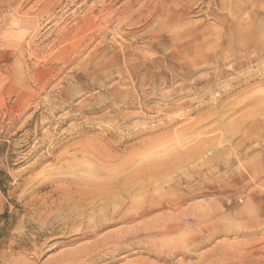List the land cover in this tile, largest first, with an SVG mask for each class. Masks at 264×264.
<instances>
[{
	"label": "rangeland",
	"instance_id": "rangeland-1",
	"mask_svg": "<svg viewBox=\"0 0 264 264\" xmlns=\"http://www.w3.org/2000/svg\"><path fill=\"white\" fill-rule=\"evenodd\" d=\"M167 1L0 0V264L116 233L127 250L98 264H264V0H211L163 29ZM84 169L178 208L50 251L39 230L81 227L59 223Z\"/></svg>",
	"mask_w": 264,
	"mask_h": 264
},
{
	"label": "bare ground",
	"instance_id": "bare-ground-1",
	"mask_svg": "<svg viewBox=\"0 0 264 264\" xmlns=\"http://www.w3.org/2000/svg\"><path fill=\"white\" fill-rule=\"evenodd\" d=\"M161 1L163 2V0H160V2ZM230 1H231L230 3H232V0H230ZM240 1H243V0H240ZM256 1L257 0H254V2H256ZM165 2H163L164 5L166 4ZM167 2H169V4L173 7V9L171 11L167 10L168 11L167 13L164 11L165 14L162 13L163 14L162 20L164 23L163 29L165 27L170 26V25H174L178 20H181L182 16L186 12L188 13L189 10L191 11L193 8H197L199 6L201 7V5H202V7L205 6L208 9L211 7V4H212L211 0H184V2H183L184 5H182L183 7L179 8L177 5H179L178 3L181 2V0H168ZM243 3H241L240 5H245ZM167 6H168V4H167ZM164 7H162V8L164 9ZM202 7L200 8V11H201ZM154 8L157 9L158 7L154 6ZM258 8L260 11H264L263 5L262 6L260 5ZM243 10L246 11V6L245 7L242 6L240 8V10H239L241 12L240 14L243 13L242 12ZM202 11H204V10H202ZM161 12H163V11H161ZM241 21H242L241 19H238L236 21V23H237L236 25L239 26L240 23H242ZM250 22H252V20H250ZM180 34H175V36L179 37ZM195 41L197 44L200 45V43H198V41L196 39H195ZM91 170L92 169L80 170V171H83L85 173L81 177L79 175L77 178L78 182H80V185H81L80 188L77 187L78 190H76V191L73 190L74 193H72L73 191H71L70 193H72V195L70 193H68L69 195H71V197H70L71 201L68 198L67 199L70 202L74 203L73 208L76 207V214L71 215V216L68 214L67 216L64 217V219L62 218L63 220L59 223V225L61 226V229H62V228H66L67 225L68 226L74 225L77 222H79L81 227L76 229V231H77L76 236L73 235L72 237H69L68 239H65V240H63V238H62L61 241L57 240L55 238L53 240V239L48 237L51 234L54 235L55 231L53 228L51 230V233H49L46 229L39 230V232H38L39 235L42 234L46 237L45 240L40 238L41 240H44L46 243H50L53 241L49 245H46V243L44 244L45 245L44 247H46V248L50 247V249H49L50 251L59 249L60 247H63V246L73 245L76 242L81 241V240L86 239V238H92L96 235V232L98 230L106 228V226L116 225V224H120V223H127L129 221H133L137 217V215H139V214H143L146 216L147 213H154V211H156V210L163 211L166 206L173 207L174 209L178 208V206L174 202H172V199L167 197V199H168L167 200L164 197V195H160L162 197H160L158 200L149 203L148 199L152 198V196L148 194L149 190L145 188V185H142L139 188V189H141L139 195L140 196L143 195V197L145 199L142 200L143 198L142 199L139 198L140 199L139 201L135 200L134 188H133V185H131V184H124V185L116 184L114 187L109 188L108 191H103V189L98 188V186L101 183L100 182V180H101L100 174L103 173L104 169H96V170H92V171ZM120 194L124 195L126 197V200L122 199ZM68 200L66 202H68ZM91 200H94V201L102 200V201L100 202V204H96L94 201H91ZM72 203H71V206L73 205ZM113 203L118 204V206L110 207V205ZM142 203H144L145 209H140L139 206ZM62 204H64V202ZM141 206L143 207V204ZM41 222H40V224L42 225L43 221H41ZM51 224L52 223H50V225ZM70 233H71V230H70L69 234ZM129 233L130 232H128V234ZM62 234H64V231L62 232ZM122 235H123V233H120V234L119 233L103 234V235L95 238V240L93 239V241H91L89 243H86V244L84 243V244H81L79 246H76V247L68 249V250L63 249L60 252H58L55 256H53L52 264H98V263L103 262L105 260L111 261V260H113L116 253H118V252L120 253L122 251L127 250V246L122 245L123 247H118V244L120 242H122V240H123ZM33 240L34 241L32 242V244L29 247H25V249H26L25 251L27 252V251L32 250V252H31L32 254H30V255H33V257H35L34 258V261H35L36 258H39V256L42 255L41 252L43 251L44 248L42 246L43 244L38 243L37 237H33ZM21 246H23V245H21ZM18 247H19V245H18ZM21 248H23V247H21ZM19 260H21V259H19ZM23 260H24V264H32L30 262L25 261L24 258L22 259V261ZM21 264H23V263H21ZM33 264H36V263H33Z\"/></svg>",
	"mask_w": 264,
	"mask_h": 264
}]
</instances>
